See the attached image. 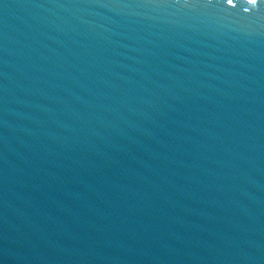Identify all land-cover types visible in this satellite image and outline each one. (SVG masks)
Masks as SVG:
<instances>
[{"label": "water", "instance_id": "95a60500", "mask_svg": "<svg viewBox=\"0 0 264 264\" xmlns=\"http://www.w3.org/2000/svg\"><path fill=\"white\" fill-rule=\"evenodd\" d=\"M232 4L0 0V264H264V0Z\"/></svg>", "mask_w": 264, "mask_h": 264}, {"label": "snow or ice", "instance_id": "6c2138e0", "mask_svg": "<svg viewBox=\"0 0 264 264\" xmlns=\"http://www.w3.org/2000/svg\"><path fill=\"white\" fill-rule=\"evenodd\" d=\"M250 2H251V3H255V0H250ZM227 4H228L229 6H233V7H234V5L232 4V0H227ZM245 10H247V9H245Z\"/></svg>", "mask_w": 264, "mask_h": 264}]
</instances>
